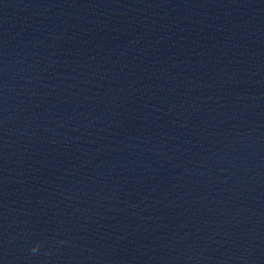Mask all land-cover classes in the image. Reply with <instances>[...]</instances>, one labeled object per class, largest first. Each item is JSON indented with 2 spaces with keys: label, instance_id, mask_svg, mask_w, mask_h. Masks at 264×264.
<instances>
[{
  "label": "water",
  "instance_id": "95a60500",
  "mask_svg": "<svg viewBox=\"0 0 264 264\" xmlns=\"http://www.w3.org/2000/svg\"><path fill=\"white\" fill-rule=\"evenodd\" d=\"M0 264H264V0H0Z\"/></svg>",
  "mask_w": 264,
  "mask_h": 264
},
{
  "label": "clouds",
  "instance_id": "9594fccd",
  "mask_svg": "<svg viewBox=\"0 0 264 264\" xmlns=\"http://www.w3.org/2000/svg\"><path fill=\"white\" fill-rule=\"evenodd\" d=\"M31 251L35 253V252L37 251V248H36V247H33V248L31 249Z\"/></svg>",
  "mask_w": 264,
  "mask_h": 264
}]
</instances>
